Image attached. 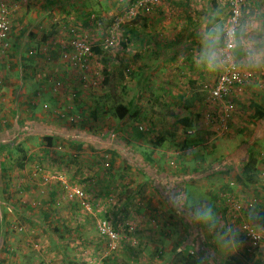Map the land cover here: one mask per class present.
Instances as JSON below:
<instances>
[{
    "label": "crops",
    "instance_id": "obj_1",
    "mask_svg": "<svg viewBox=\"0 0 264 264\" xmlns=\"http://www.w3.org/2000/svg\"><path fill=\"white\" fill-rule=\"evenodd\" d=\"M28 1L26 7L29 10L21 3L17 4V1L7 2L17 9L11 15L10 42L14 48L0 57V145L6 140L9 142L15 135L17 143L21 140L25 146L27 142L34 146L36 139L49 135L56 140L61 139L69 155L55 159L56 156L49 148L46 149L42 139L39 146L35 145L37 159L27 157L17 171H7L4 167L6 160L0 157V228L4 230L0 233V253L8 250L6 244L14 240L6 236L5 230L13 222L19 223L16 213L24 215L30 224L36 222L42 227H49L48 223L53 221L51 224L56 228L61 222L60 215H66L69 220L67 230L70 232L85 224L91 228L94 225L92 215L96 216L93 211L98 206L97 213L112 215L117 223L127 220L129 226H133L134 231L130 235L134 244L143 251L138 264H182L179 262V252L195 255L189 252L190 248L196 246L194 242L189 248L184 247L186 227L180 217L170 211L156 190L154 179L139 168L129 166L125 160L127 150L138 154L150 175L158 171L180 178L181 175H194L238 149L243 142H254L249 153L253 160V176L257 174L256 183H244L240 165L230 163L229 173L215 171L210 175L198 176L187 182L183 189L198 199L211 202L228 223L224 191L231 190L246 198L256 197L254 224L257 223L256 226L264 230V184L259 181V176L264 175V126L259 127L256 115V105L264 109V75L254 77L238 92L237 111L229 120L227 130L219 133L217 122L214 123L212 116H208L211 106L207 97L217 73L210 74L198 69L190 55L195 45L194 29L190 25L197 19L201 20L199 11L195 16L188 11L186 17L171 20L177 26L173 35L169 36L171 39L168 37L167 43L157 45L158 54L167 51V61L158 62V54H154L151 61L146 57V52L143 53L147 47L151 49L150 53H156V46L149 42V35L145 40L146 46L141 47L139 52L134 48L127 51L122 47L124 51L117 56L122 66L118 72L121 74L119 87L121 92L122 87L127 86L131 97L128 102H118L114 95H110L104 81L99 82V79L94 86L87 80V76L92 80L93 75H97L101 62L98 55L103 53L104 48L101 45L103 40L96 38L99 30L92 26L93 21L86 19L87 12L83 8H87L83 7L84 4L77 9L79 15L84 13L82 20L75 23L70 17V5L75 4L76 0ZM221 2L219 0V4ZM99 4L101 7L105 5L103 0H99ZM169 6L171 10H177L180 5L170 1ZM92 9L97 10V5ZM70 26L76 29L79 37L85 36L91 44H100L93 46L89 67L84 72L71 64L70 56L64 55L66 49L70 48L69 43L77 37L70 33ZM121 26L128 36L137 40V32L131 31L135 29V20ZM105 37L108 35L103 39ZM133 39L134 44L136 41ZM94 47H98L99 51L96 52ZM127 68L131 69V74L125 72ZM56 80H61L63 84L55 92L53 87ZM44 104L49 108H45ZM119 105L128 108L123 118L117 117L115 112ZM60 107L67 108L71 115H75L76 122L53 118L52 111ZM140 125L144 129L139 131ZM258 132L261 134L255 140ZM156 135L160 136L155 145L153 141ZM115 139H120L122 151L110 147ZM14 145V141L7 144L9 150ZM74 156L80 160L79 165L67 159L73 160ZM72 165H77V170L81 169L83 188L91 192V197L93 193L96 199L92 202L90 198L89 204H82L83 209L77 201L65 199L64 193H69L66 190L71 189L65 182L68 179L65 171L66 167ZM111 185L116 187L112 192L114 200L108 199L112 195L108 193ZM34 201L35 212L30 213V204ZM103 205L112 209H103ZM80 213L84 215L82 222H76L77 215L81 221ZM49 214L51 221H44ZM233 228L239 241L235 252L224 254L214 242L207 240L214 247L216 257L222 264H256V257L249 252V242L237 226ZM71 238L67 235L58 241L68 242ZM28 240L23 239V243L27 244ZM55 256L58 258L59 254ZM8 258L9 255L0 254V264H7ZM21 258L25 259V256ZM26 259L28 263L33 262L32 257ZM137 259L140 261V258ZM201 263L211 264L205 259H201Z\"/></svg>",
    "mask_w": 264,
    "mask_h": 264
},
{
    "label": "rangeland",
    "instance_id": "obj_2",
    "mask_svg": "<svg viewBox=\"0 0 264 264\" xmlns=\"http://www.w3.org/2000/svg\"><path fill=\"white\" fill-rule=\"evenodd\" d=\"M12 1L13 2L17 1V4L21 3V6L23 7L28 6V2H29L28 0H12ZM103 1L105 5H103L102 7L99 4V0H76L75 4L69 3L72 4L70 5L71 8L70 10H72L70 17L75 23L78 22L79 19L82 20L81 17L82 15H84V13H82V15L81 14L79 15L77 9L80 8L83 4H84L83 7L87 8L84 9L82 7L83 10L89 14L88 21H93L94 25L92 26H95L99 30L101 37L99 36L98 33L96 38L103 40L101 45L104 48L103 53L98 55V57L101 59V62L98 64L99 68L97 69L98 73L96 72L97 75L94 74L95 72L94 71L93 72L94 78L91 80L89 76H87V80L89 81V83L90 82L93 83L94 86L96 84L95 82L98 81L99 79H100L99 82L104 81V85L106 83L108 89L110 90V95H114L115 100L118 102L120 100L128 102L131 97V94L128 93L129 88L127 86H123L122 91L120 92L121 89L119 87V81H118V78L121 77L120 76L121 74H119L118 72L122 66L117 56L120 55L122 51H124L123 49L124 47L126 48L125 50L127 51H129L131 48H134L139 52L141 47L146 46L145 40L146 37L149 35V42H152L153 46H156V53L155 52L150 53L151 49L149 47H147V50L144 51L143 53L146 52V57L150 59L151 57L154 56V54L157 55L159 53V51L157 50V45L160 46V42L163 44L167 43V38L170 35H173V30L177 28L176 25L172 24L171 20L177 19V17L179 16L186 17L185 14H188V11L193 13V15L197 11H199L200 14L199 13L198 14L201 17L202 12L209 7L214 8V7L222 6L227 8L226 5L224 4L225 0H221L222 1L221 4H219V0H162L158 6H155V8L151 11V13H146L141 9L137 10L136 1L138 0H103ZM170 1H173L174 3H179L180 5L179 8L177 10H171L169 6ZM7 2L8 0H0V5L7 4L11 8L12 12L13 10L17 9V7L14 4L10 5ZM95 4L97 5L98 9L91 11V9L95 7ZM110 4H114V5L112 6ZM26 9L29 10V7H26ZM126 11L128 12L126 13ZM145 15L149 16L146 20H144V18H146ZM194 18L197 19L196 17ZM133 20H135L134 27L137 28L136 30L137 40L128 36L126 30L124 32V29L121 26L122 24L125 23L127 24V22L131 23ZM199 23L200 21H198L197 19L196 21L191 22V25L190 24L189 25L191 26V29H195L199 25ZM90 26L91 23H89V27ZM70 27L74 28L72 26ZM124 28L127 29L128 27H124ZM10 35L11 33L9 34V37L6 41L5 52L6 51L8 52L9 50L12 51V49L14 48L13 44L10 42V37H11ZM106 35H108V37H105L103 39V37ZM14 38L16 37H13V39ZM132 39L136 41L134 42V44ZM170 39L171 38L169 37V40ZM97 43L99 44V42ZM123 43L125 46H123ZM98 44L94 43L92 45L98 46ZM116 48L119 49L115 50ZM149 53L150 55H148ZM1 56L2 55H0V57ZM142 56L144 57L145 55ZM167 56H168L167 51L158 54L157 55V57L159 58L158 62H161L162 60L167 61ZM102 59H104L103 62ZM150 60L152 61L153 59ZM27 63L28 65H31L29 64V62ZM125 72L131 74V69L130 68L125 69ZM124 83L125 82H123V84ZM235 111H237V106ZM140 127L143 126L142 125L138 126L139 131L141 130ZM28 130L31 129L28 127ZM22 134L25 135L24 132ZM14 136L15 135H13L9 140V142L14 141L15 143V145L11 150H9V147L7 146V144L9 143L7 140L5 143H1L0 145V157L6 160L4 167L9 172L17 171L18 168L21 169L27 157L28 158L30 157L31 159L32 158L37 159L35 154V152H37L35 145L39 146L40 140L42 139L47 146L46 149L49 148L52 154L56 156L55 159L59 160L60 158H64L66 154L69 155V152L67 151L68 149L67 148L65 149L62 146L63 144L61 139L56 140V138L54 139L53 137L49 139L48 138L49 135H48L46 137H43L42 139H36V140L34 139L35 141H37L35 142L37 144H34V146L33 144L29 145L28 142L26 143L25 146L24 143L20 142L21 140H19V142L17 143L16 138H14ZM158 136L160 135H156L154 137L153 142H155L154 143L155 145L156 142L159 141V139H157ZM71 153L73 152H70V154ZM73 158H74L73 160L72 158H67V159L72 164H74L75 162L76 164L79 165L80 160H78V157L74 156ZM80 171L81 169L77 170V165L76 166L72 165L70 168L66 167L65 172L68 174L67 175L68 179L67 180L65 179V182H67V185L75 186L76 184H74V182L78 180V182H80V185L83 187V184L81 183L83 174H81ZM72 173H74V175ZM262 176L263 177L259 176V181L264 184V175ZM70 178H72V180ZM256 178H257V174L256 176H253L252 179L256 181ZM75 179L76 181H74ZM255 181L254 183L257 182ZM115 189L116 187L111 185L108 189L109 190L108 193H112L113 190ZM127 190L129 191V188ZM66 191L69 192V190ZM87 193H91V192L87 191ZM235 194L236 195H234V198H232L231 201L240 199L242 202H247L253 198H256V197L246 198L237 193ZM64 195L66 197L65 199H67L68 201H77L81 209H83L82 203L81 201H79V199L77 198L71 199L67 193H64ZM108 199L114 200L113 193L112 195H110ZM95 200L96 199L94 197V194L92 193L91 201L93 202ZM31 203L32 204H30V208H29L30 213L35 212L33 211V209L35 208L34 205L35 201ZM109 204L113 206L111 202H109ZM102 208L107 210L112 209V208H107V206L104 205L102 206ZM96 209L93 211L96 213V216L92 215V217H94L93 223L96 226V228L94 225L91 228H89V226L85 224L82 225V228L79 229L77 228V230H72L70 232L67 230L69 229V226L67 225V221L69 220L66 218V215L65 216L60 215L61 222L59 224V228H56L57 227L56 225L51 224L53 222L51 221V217H52L51 214H49L48 217L49 219L48 218L44 219V221L47 220L51 221V223L50 222L48 223L49 227H42L39 226V224H37L36 222L34 224H30L28 221L25 220L26 218L24 217V215L22 216L20 215L21 213L20 214L16 213V217L19 223L13 222L11 227L8 230H5L6 236L9 239L13 238L14 240L8 242V244H6L8 250L1 252L0 254L5 256L9 255V258L6 261L7 264H14V263L16 264H138V262L140 263L141 262L140 255H142L143 251H141L140 248L137 247L138 245L136 246L134 244V241L130 235L131 231H134L133 228L130 229V227L133 226H129L127 220H124L125 222H121V223L115 222L114 223L115 225L120 226L119 227L120 229L117 230L120 233L121 241L119 242V246L115 250L113 251L107 250V246L105 243L107 239L100 234V230L97 227L98 225L97 221L99 222L101 219L105 217L108 218V216L107 214L97 213ZM234 214H236L237 216L239 215L238 212H235ZM80 215H81L80 216L81 221L78 219V215H77L76 222H82V218L84 215L83 213H80ZM240 217L243 218L245 216L242 213ZM251 217H252L251 222L253 223V225L254 226L258 225L257 223L254 224L255 222L254 216L251 215ZM228 220L232 226H237L240 229V231L243 232L240 228V219H237L234 216L230 217V214H228ZM125 227H127L128 229H126ZM259 230L262 233H264V230H261L260 228ZM2 231L4 230H1L0 228V233H2ZM67 235H70L72 237L68 242H65V240L63 242L58 241V239L66 238ZM23 239H29L28 240L29 244L23 243ZM55 254L57 255L59 254L58 258H55L57 257L55 256ZM18 256H20V258H18ZM22 256H25V259H22L21 258ZM26 257H32L33 262L28 263V261H26L27 260ZM137 258H140V261ZM178 258L180 259V256ZM133 259L135 262L133 261ZM50 261L53 262L51 263ZM142 263L145 264L146 262L145 263L142 262Z\"/></svg>",
    "mask_w": 264,
    "mask_h": 264
},
{
    "label": "clouds",
    "instance_id": "obj_3",
    "mask_svg": "<svg viewBox=\"0 0 264 264\" xmlns=\"http://www.w3.org/2000/svg\"><path fill=\"white\" fill-rule=\"evenodd\" d=\"M193 38L195 45L190 55L198 69L210 74L230 72L244 78L264 75V0H234L230 9L207 8ZM168 195L173 209L193 226L194 239H210L224 254L238 249L233 226L211 202L180 187L172 188Z\"/></svg>",
    "mask_w": 264,
    "mask_h": 264
},
{
    "label": "built area",
    "instance_id": "obj_4",
    "mask_svg": "<svg viewBox=\"0 0 264 264\" xmlns=\"http://www.w3.org/2000/svg\"><path fill=\"white\" fill-rule=\"evenodd\" d=\"M162 0H138L136 1L137 10L141 9L146 13H150L155 6H158ZM234 0H225L224 4L228 9L231 8ZM11 8L7 4L0 5V55L5 54L6 41L11 33L12 29V18ZM69 31L73 35H77L75 28H69ZM70 48L64 52L65 56H70L69 60L74 67H77L82 72L87 70L90 58L93 54V45L89 42L87 37H77L72 39L69 43ZM70 53H67L70 51ZM253 78H244L241 75L221 72L216 74V78L213 85L208 90V103L211 108L208 116H212V121L217 122L219 126V133H224L228 128V122L232 118L234 111L237 106L238 92L242 91V88ZM61 80L54 82L53 90L56 92L62 86ZM39 96V94H38ZM45 108H49V105L44 104ZM52 110V109H51ZM212 113H214L212 115ZM72 113L67 108H56L52 111L53 118L59 120H68L69 122H76L77 117L71 115ZM216 118V119H215ZM143 130V127H140ZM190 133V131H189ZM173 164V162H172ZM262 164L264 165V159ZM55 177V176H54ZM62 182L63 179L60 175L56 176ZM67 183V182H66ZM75 186H70L68 196L71 199L77 198L82 204H89L91 198L90 194L80 185V182L76 181ZM224 209L228 211L230 217L240 219V228L243 231L244 238L249 242V252L256 257V264H264V233H262L257 226H254L251 222V215L255 211L257 199L253 198L247 202H242L240 199L231 201L236 195L231 190L223 192ZM1 207V206H0ZM88 207V205H87ZM89 209V208H87ZM239 213V217L234 214ZM245 217H240L241 214ZM97 227L100 230V234L107 239L106 246L107 250H115L119 246L121 236L119 231L116 229L117 226L108 218H103L99 222L97 221ZM120 229V228H119ZM130 229H132L130 227ZM126 230V229H124Z\"/></svg>",
    "mask_w": 264,
    "mask_h": 264
},
{
    "label": "trees",
    "instance_id": "obj_5",
    "mask_svg": "<svg viewBox=\"0 0 264 264\" xmlns=\"http://www.w3.org/2000/svg\"><path fill=\"white\" fill-rule=\"evenodd\" d=\"M88 15L89 14L87 13L86 19H89ZM145 16H146V18H144V20H146L149 17L148 15H145ZM136 30H137V28L135 27V29H133L131 31H134V33H135ZM94 50L96 52H98L99 48L94 47ZM115 112H116L117 117L123 118L124 116L127 115L128 108H126L123 105H119L116 107ZM256 115H257V118L259 119V127L262 128L264 126V109H261L257 105H256ZM181 120L184 121L183 119H181ZM34 130L36 131L37 129L34 128ZM41 133L43 134V132H41ZM260 134L261 133L258 132L257 135H255V137H257L255 140H257L259 138L258 135H260ZM48 138L50 139L51 137L49 136ZM114 141L115 142H113L110 147H112L113 150L119 149L120 151H122V143L120 142V139H115ZM253 143L254 142L251 143L250 141L243 142L238 149H236L235 151L229 153L228 155L223 156L222 158L216 160L214 163H212L208 167L197 171L194 175H191V176L181 175L180 178H173V177H170L169 175H164V174L158 173V171H157V173H153L150 175L149 172L145 169L146 167L144 165H142L143 161L139 160L140 157L138 156V154H136L133 150H127L126 151L125 160L129 164V166L131 165V166L137 167V168H139V170L141 172H143L144 174H147L151 178H153L154 182H155L156 190L158 191L160 196L165 200L170 211L173 214L180 217L182 223L186 227V233L183 237V243L185 245L184 247L189 248L190 246L193 245V242H194V244H196V246L194 247L195 248V251H194L195 255H192V254L184 255L183 253L179 252L180 253L179 254L180 255L179 262H181L182 264H202L201 259L208 260L211 264H222V263L216 257L214 247L211 244H209L206 239L200 238L197 240V239H194L192 237L191 234L193 232V226L188 224L183 219V217H181L173 209V207L170 204V198L168 195V191L174 187L183 188V186L187 182L197 178L198 176L204 175V174L210 175V174L214 173L215 171H222L223 173L227 174V173H229V171L231 169L230 163H232V164L237 163L240 165L243 181H244V183L249 185L251 182H254V180L252 179L253 178V171H254L253 160H251V155L249 153V149L251 148ZM108 149H109V147H108ZM174 177H177V176H174ZM107 216L109 217L110 221L115 223V220H114L112 215L111 216L107 215ZM116 229H119V227H117Z\"/></svg>",
    "mask_w": 264,
    "mask_h": 264
}]
</instances>
